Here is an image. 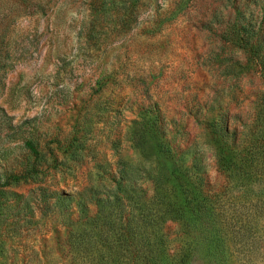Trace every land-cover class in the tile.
<instances>
[{
  "label": "rangeland",
  "instance_id": "rangeland-1",
  "mask_svg": "<svg viewBox=\"0 0 264 264\" xmlns=\"http://www.w3.org/2000/svg\"><path fill=\"white\" fill-rule=\"evenodd\" d=\"M150 118L190 195L155 185ZM0 241V264H264V0H0Z\"/></svg>",
  "mask_w": 264,
  "mask_h": 264
},
{
  "label": "trees",
  "instance_id": "trees-1",
  "mask_svg": "<svg viewBox=\"0 0 264 264\" xmlns=\"http://www.w3.org/2000/svg\"><path fill=\"white\" fill-rule=\"evenodd\" d=\"M157 121L160 124L164 125V121L162 119L161 114H158L156 117ZM155 120L153 118L148 119L147 127L144 131H140L142 133V138L147 137L148 147H150V157L154 156L156 160L154 163L156 164V171L158 175V179L156 180V186H160L165 184H170L169 188H180L186 189L185 193L190 195L191 191L190 188L196 187L193 183V178H191V174L186 170V167L178 162L175 159L173 150L171 146L167 143V139L165 140V134L161 130H159L156 125ZM147 133H146V132ZM166 133V132H165ZM141 135V134H140ZM25 148L31 152V154L37 160L39 158V151L36 148L35 144L32 141L25 142ZM26 169L21 168L20 170L16 171L15 173L11 174L6 178V182L1 184L2 188L8 187L11 183H21L24 180L26 181V176H24V171ZM159 174L161 176H159ZM123 176V175H122ZM164 176V177H162ZM161 177V178H160ZM122 180H125L124 178ZM119 190L124 191V183H117ZM194 185V186H193ZM196 189V188H195ZM175 191V189H174ZM196 192V191H195ZM193 195V194H192ZM200 196V193L197 194ZM166 208L165 210L168 211V214H177L180 210H183V205H179L177 208V202L172 200H166ZM201 210H193L190 211L192 214L193 219L199 218V213ZM207 214H211L212 212ZM210 216V215H209ZM149 217V216H147ZM211 217V216H210ZM5 247V243L0 241V249L3 250ZM149 264H162V261H158V263L153 258H148Z\"/></svg>",
  "mask_w": 264,
  "mask_h": 264
}]
</instances>
